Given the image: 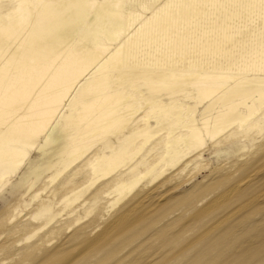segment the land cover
Instances as JSON below:
<instances>
[{
    "label": "bare ground",
    "instance_id": "1",
    "mask_svg": "<svg viewBox=\"0 0 264 264\" xmlns=\"http://www.w3.org/2000/svg\"><path fill=\"white\" fill-rule=\"evenodd\" d=\"M132 1L125 6V0H0V190L10 176L16 179L9 184L12 190L21 187L24 181L30 182V186L26 183L29 188L39 184L31 209L22 217L19 213L6 216L7 211L16 209L14 201L0 216V226L5 219L8 227L4 233L26 241L27 246L21 248L24 249L21 252L18 250L19 254L30 248L38 253L36 264H70L75 259L66 258L67 241L61 236L53 249L47 248L52 241L42 244L45 236L60 235L72 225L77 226L75 234L87 233L85 226L79 225L83 216L69 208L68 197H73L69 201L78 199L80 188L86 183L93 184L107 176L89 192V206L83 210L84 217L99 221L89 229L94 233L104 220V205L114 206L119 202L137 186L144 176L141 173L146 174L155 164L160 168L173 165L181 151L192 149L189 159L194 164L183 181L208 168L210 160L204 155L209 149V140L222 161L217 165V175L210 183L206 181L197 194L193 191L196 196L189 203L201 204L200 213L220 219L212 228H198L202 231L185 248L195 251L192 263L254 264L251 256H261L260 248H264V225L258 227L263 223H257L256 227V222L250 223L249 218L262 210H257L258 205L254 204L252 210L251 206L242 214L240 210L264 195V171H261L264 135L260 134L263 127L258 124L264 119V49L259 54L254 53L246 64L236 67L238 73L223 75L202 71L206 56L193 57L188 50L183 52V47V53L178 55L177 50H181L180 46L186 44L187 39H182L183 35L177 32L171 33L172 36L169 29L180 22L188 25L192 17L200 19L204 7L223 5L231 10L241 7L245 16L257 12L260 25L264 23V0ZM147 12L150 15H146ZM233 15L231 11L221 24L215 23L213 27H232L228 19ZM136 20L139 24L133 30ZM167 35L171 37L166 43L162 38ZM160 38L162 43L171 45L173 54L169 51L170 55L164 53L159 54L160 57L140 59L139 48ZM206 45L208 47V43ZM208 79L226 84L194 87L195 82ZM139 86L143 88L146 101L161 113L162 119L158 117V122L171 124L184 112L185 130L172 137L167 146L162 144L164 135H158L160 125L150 127L147 120H132L127 124L131 103H121V100L134 96L130 88ZM183 92L191 103L176 105ZM83 121L85 126L81 131L84 132L72 135L74 127ZM154 135L157 137H152ZM97 137H103L102 146L89 152ZM108 137H115L117 145ZM148 138L153 139L138 158L130 161L133 151ZM72 155L79 162L68 167ZM179 170L180 167H175L165 179ZM159 175L158 170L146 184ZM160 185L149 190L137 189L115 215V220L103 222L100 233L89 240L88 246L98 249L111 240L125 243L145 233L159 237L167 232L172 225L165 223L158 227L157 224L172 201L165 191H157ZM45 186H49L47 193L54 195V201L47 199V193L44 197L37 193ZM111 192L115 196L109 197ZM167 193L170 194L168 190ZM182 199L183 196L179 198ZM238 213L237 221L222 225ZM259 216L256 218L260 219ZM240 226L243 227L241 234H247L242 241L238 238L243 234L236 232ZM184 234L183 230L170 234V239L165 241L169 239L175 246L184 242ZM5 243L0 241V255L6 252ZM111 250L99 258L95 254L94 260L105 261L106 256L114 252ZM35 260L31 257L27 264ZM255 264H264V256Z\"/></svg>",
    "mask_w": 264,
    "mask_h": 264
},
{
    "label": "rangeland",
    "instance_id": "2",
    "mask_svg": "<svg viewBox=\"0 0 264 264\" xmlns=\"http://www.w3.org/2000/svg\"><path fill=\"white\" fill-rule=\"evenodd\" d=\"M138 1H142V0H135V3ZM144 1H149V0H144ZM129 3H133V1L131 2V0H128V1L125 0V6H128ZM135 3H134V5H135ZM210 8H211V10H210ZM124 9L127 11V7H125ZM204 11H205V13H204ZM211 11L214 12L213 13L214 15L211 14L212 13ZM216 11H218V13H220V14H218ZM231 11L234 12V15L231 17V19H228V22H231V26L233 25L232 27L221 28L217 25L213 27V24H215V23L221 24V22L225 18V16L230 15ZM222 13L225 14L224 17H223ZM252 13L248 16L247 15L245 16V11L242 10L241 7L232 8V10L230 8H228L227 6L225 7L224 5L218 6V7L217 6H215V7H204L202 9V12L200 13V17H199L200 19L192 17L188 21L189 26L186 25L187 23L180 22L179 25L177 23L174 27L169 29L170 34L172 33L174 35V34L179 33V34H182L184 36V37L181 36L182 39L183 38H184V40L187 39L185 41L186 44L180 46L181 50H179V49L177 50V54L180 55L186 50L185 52L189 51L188 54L191 56L194 55L193 57L205 58V56H206L205 63L202 64V66H203L202 71H205V70L206 71H208V70L209 71H215V72L221 73L223 75L238 73V71H236V67L241 66L244 63L246 64L248 60L250 61V57H253L254 53L259 54L258 52H261L264 49V26H263L264 23H262L263 25L262 24L259 25V23H261L260 22L261 21L260 16L258 15L257 12H252ZM145 14L150 15L148 12ZM205 14H210L211 16L205 15ZM239 14H240V16H239ZM204 15H205V17H204ZM244 16L246 17V19H244L245 18ZM221 17H222V19H221ZM243 19L245 20V22ZM196 20H199V21L197 22ZM137 21L138 20H136L135 24L132 27L133 30L136 27H138L139 21L138 22ZM181 23H182V25H181ZM244 23H246L245 24L246 27L243 25ZM238 24H239V26H237ZM249 24H250V26H249ZM210 25H212V26H210ZM234 25H236L235 26L236 29L234 28ZM252 25L254 28L252 27ZM179 26H183V27H179ZM97 28H99V27H97ZM173 28H176V29H173ZM238 28H239V30H238ZM172 30H173V32H172ZM171 35L170 36L167 35V37L162 38V39H164V41H166V43H167V41L170 39ZM162 39L160 38L158 40H155V41L149 43L148 45H145V47H143V48H139V50L137 51V55L140 57V59H147L148 60L149 58L160 57V55H162L164 53L169 54L171 52L170 51L171 45L170 44L167 45V44L162 43ZM214 39H215V42H214ZM200 43H201V45L203 43V45L201 46ZM207 43H208V47L206 45ZM211 45H212V47H210ZM182 47H183V52H182ZM184 47H186V48H184ZM187 47L189 49H187ZM204 47L205 48L207 47L206 49L209 50L210 52L207 51ZM216 48H217V50H216ZM164 49L165 50L167 49L166 52ZM199 50H200V52H199ZM218 50H220V52ZM223 50H225V51H223ZM227 51L229 52V54H227L228 53ZM195 52H197V53L195 54ZM151 53L153 54V56ZM156 53H157V55H156ZM171 54H173V52H171ZM175 54H176V52H174V55ZM206 60H208V61H206ZM218 64L221 66H219ZM263 64H264V60H263ZM213 68H215V69H213ZM218 68H219V70L221 69L222 71L221 70L219 71ZM225 84H226V82H220L217 80L208 79V81L195 82L194 87L196 89H199L200 87H205V86H222ZM130 90H134V96L135 97L134 96H131V98L126 97V98L121 100V103H123V102L131 103V107L129 108V111H128L129 115L127 116V119H126L127 124H130V122L132 120H135V122L137 120H140L141 122H144V120H147L148 126H150V127L156 126L157 124L160 125V128H162V129L158 132L159 133L158 135H164L163 138L164 137L165 138L163 139L162 144H165L166 146L169 144L168 141H171L180 132L185 130L184 123H183L184 112H181L182 115L180 114L179 120L174 121L171 124H167L163 120L158 122V119H159L158 117H160L161 113L157 110L156 106L153 107L143 97V92H144L143 88L139 86V88H135V89L130 88ZM125 96H127V95H125ZM180 103L190 104L191 99L189 98V96L186 93L184 94V92H183L178 97L177 102H175L176 105H179ZM155 108H156V110H155ZM120 112H123V111H120ZM67 114H72V112L67 111ZM198 117L199 116H197V118ZM160 119H162V117H160ZM263 120L260 119L258 122L259 126L263 127V129L260 133V134H262V136L264 135V121ZM84 126H85V121H83L82 123L75 126L74 131L72 132L73 133L72 135L75 136V135H79L80 132H84V131H81V129ZM86 134L87 133H83L82 135H86ZM152 137H157V136L154 135ZM238 137H241V136H238ZM102 138L103 137H97L95 140L92 141L93 147L89 150V152L92 151L93 149H97V147L99 148L102 146V140H101ZM108 139L111 140V142L113 143L114 146L117 145V141H116L115 137H108ZM152 139L153 138H148L146 140H142V144L139 146V148L137 150L133 151V153L129 157V160L134 161L136 158H138L140 152L143 150L144 147L147 146V144ZM245 142L249 145L250 141L247 140ZM95 143L96 144L99 143V144L94 146ZM207 144L209 146V149H207L205 151L204 157L206 159L210 160L211 165L208 168L203 169L202 171H199L193 177L187 178L185 181H183L188 176V173L192 171V167L194 164V162L189 159V156L193 152L192 149H187L185 151H181L179 156H178L179 158H177V161H175V163L173 165H170V166L164 165L162 168H160V165L155 164L154 166L151 167L149 172H147L146 174L144 172L141 173V175H144V176L139 180V182L137 183V186L134 189H132L127 195H125L119 202H117L114 206H110V203H107L104 205V208H105L104 213L106 215L104 214V220L100 221L101 222L100 226H99L100 228L98 227L94 233H92L89 229L92 228V226L96 222H99V221H96V219H92L91 216L90 217L89 216L84 217L83 210L89 206V200H87V198H89V192L92 191V189L94 188V185H96L99 181L107 178V176L105 178H100L99 180L94 181L95 183L93 182V184H92V182L86 183L84 185V187L80 188L79 198L75 199L73 201H69V200H72V198H73L72 196H70L67 198V200H68L67 202H70L69 208H72L75 210V212H73L74 214L80 213L81 216H83L79 225L85 226V228L87 229L86 230L87 233L85 235L75 234L76 231H74V230L77 229V226L72 225V228H70V230L67 229V231L60 233V235L59 234H53L50 236H45L42 244H44L48 240L52 241L51 246H48L47 248L53 249L57 245V243L59 242L58 236L59 237L61 236V238H63V241L64 240L67 241V243L65 245L66 250H67V252L65 254L66 258L73 257L75 259L74 262H72L70 264H197V263H192V261H191L192 260L191 257L193 256L195 251L193 249L185 248V247L190 243L191 240L198 237V234L202 231V230H198V228H200V229L212 228V226L215 225V221L220 219V217L208 218L206 214L204 215L203 213L199 212L201 209V206H200L201 204L189 203L191 198L193 200V198L196 196L195 194H197L199 191L202 190L201 187L203 188V185H206V181H207V184L210 183L212 181V179L214 178L213 176L217 175V165L222 161V159L217 156V150L215 149V147L211 146V143L209 140H207ZM247 149L248 150L250 149L249 151H251L250 147H248ZM33 152L34 151H32V153ZM252 152H253V150H252ZM86 154H88V152L85 153L83 156H85ZM75 157H76L75 155H72L70 157L69 160L72 161V163H70V165L68 167H72L79 162L78 160L75 159ZM234 158H235V156L232 159H234ZM175 167H180V170L177 172V174L165 179V177H167L166 175H168ZM158 170L160 171V175L157 178H155L153 181L146 184V181L149 179V177H151V175L156 173ZM261 171H264V166L262 167ZM8 179H9V182L6 183L5 185H3L5 188L2 186V188L0 190V216L3 214V211L5 212L10 207L9 205L11 203L13 205L14 201H15L17 203V204H15L16 209L14 211H12L13 209L11 211L10 210L7 211L6 216H8L12 213L13 214L19 213V217L20 216L22 217L29 209H31L32 205L34 204L35 200H34L33 196L35 195V192H36L35 190H37L36 188L38 187L39 184H35L32 188H29L30 182L28 183V182L24 181V183L21 185V187H19L18 189L12 190V189H10L9 184H13L16 179L13 176L8 177ZM161 181H165V182L162 184ZM26 183H27V185L29 184V186H27ZM157 183L162 185V186L160 185L161 187H159V189L157 191H159L160 193H164V191H165V194H167L166 195L167 198H170V202L172 201L171 202L172 205L170 203H169L170 205L169 204H168V206L166 205L167 206L166 207L167 209H165L166 212L164 213V216L160 219V221L157 224L158 227H161L165 223L169 224L170 226L172 225V227H169L167 229L168 230L167 232H164L159 237H155V236L150 237L149 235H147V233H145L142 236H140L136 239H133L131 241L125 242V243H118L116 240H111L108 243H106L105 245L99 247L98 249H95V248L91 249L88 246L89 240L93 239L96 235H98L100 233L101 228L103 227V222L110 223L112 220H115V217L117 216L116 214L120 210H122L123 206H125L127 204V200H129V198H131L132 194L137 189L140 188L142 191L153 189L154 187L159 185ZM172 187H173V189H172ZM48 189H49V186H45L41 190H39L37 193L44 197V195L47 193ZM9 190H10V192H8ZM167 190L169 191L170 194L167 193ZM193 191H195V194ZM186 192H188V193H186ZM192 194H194V195H192ZM26 195H28V196H26ZM46 195H47L48 200L54 201L56 199L54 197V195L49 196L48 193ZM113 196H115V193L111 192L109 197H113ZM182 196L184 197V199L179 200V198H181ZM262 196L258 200L257 199L255 200L256 204L254 202H252L250 205H248L247 207H244L243 209L240 210V212H241L240 214H242L243 212H246V210H248L251 205H253V204H254V206L258 205L257 210L259 208H261L262 212H260V209L258 212L256 211L257 213H255L253 211L255 215L252 213L250 216L251 219L249 218L250 223L256 222L254 224V226H256L257 223L258 224L263 223V224H260V226L257 225L258 227H261V226L263 227V225H264V222H263L264 221L263 220L264 219L263 218V216H264V211H263L264 210V208H263L264 207V203H263L264 202L263 201L264 195H262ZM123 199H125V200H123ZM82 200H83V202H82ZM173 200H175L176 202L174 203ZM177 200H179V201H177ZM134 201L132 203H130V205H133ZM259 203H261V204H259ZM169 206L171 208H168ZM254 206H251L250 209L252 210L254 208ZM255 209H256V207H255ZM240 214L238 213L237 216H234L232 218H228L226 220V223H224L222 225L223 226L227 225V223L230 222V220H231V222H232V220L237 221ZM259 215H261V216H259ZM258 216L260 217V219H257ZM255 219H257V220H255ZM4 221H6V220L4 219L3 222L1 223L2 227L0 226V231H2V234H3L2 235L0 232V234L2 236V237L0 236V241H1V243L6 242L4 245L6 252L4 254L0 255V262L3 261V264H27L29 259L31 257H34V258H36V260L34 262H32V264H36L37 260H39L38 258L40 257L38 255V253L35 252L34 250H32V248H30V249H27L25 252H22V254H19V252L24 250L21 248L27 246V244L25 243L26 241L21 242V240H20L21 237H19V236L14 237L10 233L7 234L6 231L4 233V230L8 227V224H6ZM168 221H170V222H168ZM257 221H259V222H257ZM3 224H5V225L3 226ZM79 225H78V227H79ZM238 228L240 230H238ZM238 228H237L236 232H238V231L240 232L243 230V227H241V226ZM181 230H183L185 233L184 234V240H183L184 242H181L180 244L173 246L172 242L169 241L170 236L181 231ZM242 234H241V232L239 233V235H242ZM237 235H238V233H237ZM166 238H169L168 241H165ZM246 238H247V234L244 233L243 236H241V237L239 236L238 240L239 239L244 240ZM262 239H264V238H262ZM262 247L260 248V252L262 253L261 256L257 257V254H255L254 256L253 255L251 256V261L254 264L259 261V258L264 256V248L262 249ZM111 249H113L114 252L108 254L105 258V261H100V260L95 261L94 260L95 254H96L95 256H97V258H99V256L102 257V256L106 255V253L109 250L112 251ZM186 249H190V250H188V252H184ZM18 250H19V252H18ZM262 250H263V252H262ZM82 252H84V253H82ZM258 255H260V254H258ZM2 256L4 259L1 258ZM84 256H87V258H83Z\"/></svg>",
    "mask_w": 264,
    "mask_h": 264
}]
</instances>
